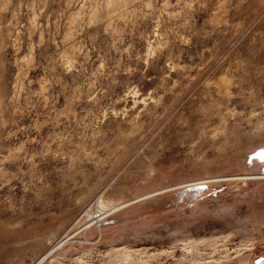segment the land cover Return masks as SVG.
<instances>
[{
	"label": "rangeland",
	"instance_id": "obj_1",
	"mask_svg": "<svg viewBox=\"0 0 264 264\" xmlns=\"http://www.w3.org/2000/svg\"><path fill=\"white\" fill-rule=\"evenodd\" d=\"M0 264H264V0H0Z\"/></svg>",
	"mask_w": 264,
	"mask_h": 264
},
{
	"label": "bare ground",
	"instance_id": "obj_2",
	"mask_svg": "<svg viewBox=\"0 0 264 264\" xmlns=\"http://www.w3.org/2000/svg\"><path fill=\"white\" fill-rule=\"evenodd\" d=\"M128 203H126V204H123V205H121V206H116V207H107L104 203H103V201H98L97 202V205H95L94 204V206H95V210L94 211H92V213H90L89 215L90 216H92L91 217V220L89 221V222H87L86 224H87V226H88V224H90V222H98V221H100L107 213H109V212H112V211H115V210H117V209H120L121 207H123V206H125V205H127ZM93 206V207H94ZM106 217V216H105ZM85 224V225H86ZM86 227V226H85ZM85 227H83V228H85ZM60 242V241H59ZM63 242H65V241H63ZM62 242V243H63ZM59 244V243H58ZM55 246V244H53L50 248L51 249H49L45 254H43L42 255V257L39 259V260H41V259H43V258H45L47 255H49L50 254V252L52 251V247H54ZM56 247V246H55ZM58 247V246H57ZM54 250V249H53Z\"/></svg>",
	"mask_w": 264,
	"mask_h": 264
}]
</instances>
